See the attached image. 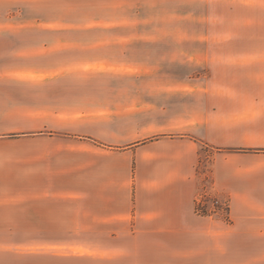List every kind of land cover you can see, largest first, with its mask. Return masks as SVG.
I'll return each instance as SVG.
<instances>
[{"label":"crops","instance_id":"1","mask_svg":"<svg viewBox=\"0 0 264 264\" xmlns=\"http://www.w3.org/2000/svg\"><path fill=\"white\" fill-rule=\"evenodd\" d=\"M234 29L197 40L210 70L168 87L164 123L54 108L0 49V264H264V19ZM201 144L241 148L212 162L230 221L196 213Z\"/></svg>","mask_w":264,"mask_h":264},{"label":"rangeland","instance_id":"2","mask_svg":"<svg viewBox=\"0 0 264 264\" xmlns=\"http://www.w3.org/2000/svg\"><path fill=\"white\" fill-rule=\"evenodd\" d=\"M262 19L264 0H0V37L8 40L0 49H27L22 62L30 71H45L43 96L54 108L75 99L78 116L118 111L125 124L164 123L171 115L162 108L171 101L168 87L210 70L195 53L212 46L197 40L227 36L240 31L234 29L240 21ZM40 83L30 81V92ZM148 102L157 108L148 109ZM200 146L196 213L230 221L232 200L214 188L212 162L217 152L241 148ZM201 197L205 211L197 203ZM213 198L227 204L218 214L210 213Z\"/></svg>","mask_w":264,"mask_h":264},{"label":"built area","instance_id":"3","mask_svg":"<svg viewBox=\"0 0 264 264\" xmlns=\"http://www.w3.org/2000/svg\"><path fill=\"white\" fill-rule=\"evenodd\" d=\"M197 203H198V205H200V211H205V210L208 209V207H206L207 204L204 201V197H201V199H198L197 200ZM226 206H227L226 202L221 201V200L219 201V200L213 198L212 199V202H211V205H210V207H211L210 208V213H212V214H218V213H220L219 212L220 208H222V207L225 208Z\"/></svg>","mask_w":264,"mask_h":264}]
</instances>
